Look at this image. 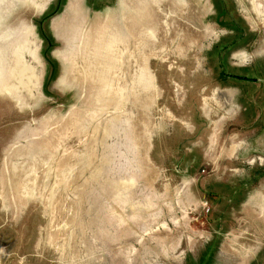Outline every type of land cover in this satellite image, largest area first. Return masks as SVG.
<instances>
[{"label": "rangeland", "instance_id": "rangeland-1", "mask_svg": "<svg viewBox=\"0 0 264 264\" xmlns=\"http://www.w3.org/2000/svg\"><path fill=\"white\" fill-rule=\"evenodd\" d=\"M0 264H264V0H0Z\"/></svg>", "mask_w": 264, "mask_h": 264}, {"label": "trees", "instance_id": "trees-1", "mask_svg": "<svg viewBox=\"0 0 264 264\" xmlns=\"http://www.w3.org/2000/svg\"><path fill=\"white\" fill-rule=\"evenodd\" d=\"M238 78H239L240 80L242 79L241 77H237V79H238Z\"/></svg>", "mask_w": 264, "mask_h": 264}]
</instances>
